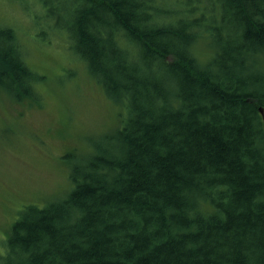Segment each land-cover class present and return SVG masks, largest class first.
I'll return each mask as SVG.
<instances>
[{
  "label": "trees",
  "instance_id": "trees-1",
  "mask_svg": "<svg viewBox=\"0 0 264 264\" xmlns=\"http://www.w3.org/2000/svg\"><path fill=\"white\" fill-rule=\"evenodd\" d=\"M170 1L73 0L54 21L126 116L65 155L72 187L20 212L0 264H264V0ZM22 45L0 24L12 102L45 78Z\"/></svg>",
  "mask_w": 264,
  "mask_h": 264
},
{
  "label": "rangeland",
  "instance_id": "rangeland-1",
  "mask_svg": "<svg viewBox=\"0 0 264 264\" xmlns=\"http://www.w3.org/2000/svg\"><path fill=\"white\" fill-rule=\"evenodd\" d=\"M180 6L171 0L167 7ZM73 7V0H0V24L16 29L26 62L45 75L34 100L12 102L0 94V254L20 212L62 198L72 187L65 155L85 156L92 137L126 116L88 76L55 24H65ZM194 50L204 61L211 52L204 40ZM257 61L264 70V52Z\"/></svg>",
  "mask_w": 264,
  "mask_h": 264
},
{
  "label": "water",
  "instance_id": "water-1",
  "mask_svg": "<svg viewBox=\"0 0 264 264\" xmlns=\"http://www.w3.org/2000/svg\"><path fill=\"white\" fill-rule=\"evenodd\" d=\"M262 110V109H261ZM264 114V113H263Z\"/></svg>",
  "mask_w": 264,
  "mask_h": 264
}]
</instances>
